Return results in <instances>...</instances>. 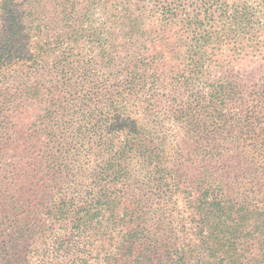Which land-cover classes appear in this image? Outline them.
I'll return each instance as SVG.
<instances>
[{
	"label": "trees",
	"instance_id": "1",
	"mask_svg": "<svg viewBox=\"0 0 264 264\" xmlns=\"http://www.w3.org/2000/svg\"><path fill=\"white\" fill-rule=\"evenodd\" d=\"M37 262L264 264V0H0V264Z\"/></svg>",
	"mask_w": 264,
	"mask_h": 264
},
{
	"label": "rangeland",
	"instance_id": "2",
	"mask_svg": "<svg viewBox=\"0 0 264 264\" xmlns=\"http://www.w3.org/2000/svg\"><path fill=\"white\" fill-rule=\"evenodd\" d=\"M40 261V260H39ZM37 264H40L39 262H37Z\"/></svg>",
	"mask_w": 264,
	"mask_h": 264
}]
</instances>
